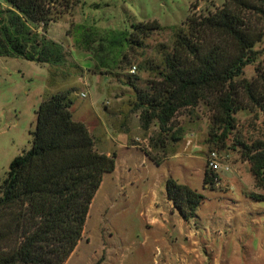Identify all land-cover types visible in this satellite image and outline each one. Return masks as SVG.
I'll list each match as a JSON object with an SVG mask.
<instances>
[{
  "label": "rangeland",
  "instance_id": "374dc122",
  "mask_svg": "<svg viewBox=\"0 0 264 264\" xmlns=\"http://www.w3.org/2000/svg\"><path fill=\"white\" fill-rule=\"evenodd\" d=\"M222 2L78 0L46 32L62 44L60 65L0 56V180L10 160L29 148L42 96L70 87L72 117L85 120L98 151L115 154V167L103 174L81 237L62 264H264V179H254L235 142V136L246 143L263 139L264 113L236 112L227 147L216 148L208 141L211 111L202 102L175 113L172 128L181 130L176 141L166 131L157 142L155 122L143 128L140 109L130 110L135 91L128 82L151 90L159 76L148 66L170 48L171 29L189 13L206 14ZM244 16L249 26L262 28L253 8ZM152 19L165 28L129 47L124 30ZM256 47L264 48V36ZM243 74L251 78L254 66H245ZM209 147L229 167L217 171L212 187L202 182ZM168 178L202 195L187 220L166 198Z\"/></svg>",
  "mask_w": 264,
  "mask_h": 264
},
{
  "label": "trees",
  "instance_id": "16d2710c",
  "mask_svg": "<svg viewBox=\"0 0 264 264\" xmlns=\"http://www.w3.org/2000/svg\"><path fill=\"white\" fill-rule=\"evenodd\" d=\"M249 1L223 0L206 14L189 13L171 29L170 48L162 45L159 61L148 66L159 76L151 82V90L139 91L128 82L135 91L130 110L140 109L143 128L155 122L157 142H162L166 131H171L172 140H179L181 130H173L172 118L199 102L211 111L208 141L216 148L227 147L236 112L257 109L264 113V48L256 47L264 36V0ZM77 2L1 0L0 56L60 65L62 44L46 32ZM196 6L192 4L190 10ZM250 8L258 13L262 28L247 23L244 11ZM164 28L155 19L139 21L124 35L129 47H140L152 30ZM247 65L254 66L251 78L243 74ZM49 83L54 84L52 78ZM71 90L42 96L29 148L10 160L0 180V264H62L81 237L103 174L115 167L114 152L98 151L86 123L72 117ZM235 142L254 179H264V138L246 143L235 136ZM218 180L217 173L204 170V184L212 187ZM164 188L184 220L195 215L200 193L172 178Z\"/></svg>",
  "mask_w": 264,
  "mask_h": 264
},
{
  "label": "built area",
  "instance_id": "2783aa9c",
  "mask_svg": "<svg viewBox=\"0 0 264 264\" xmlns=\"http://www.w3.org/2000/svg\"><path fill=\"white\" fill-rule=\"evenodd\" d=\"M135 72V65H131L128 69V73L133 74ZM80 96H85L84 92L79 93ZM206 168L217 173V171H227L229 167L221 164L218 160V152L216 150H209L205 158ZM218 182H216L217 184Z\"/></svg>",
  "mask_w": 264,
  "mask_h": 264
},
{
  "label": "crops",
  "instance_id": "0c3cea01",
  "mask_svg": "<svg viewBox=\"0 0 264 264\" xmlns=\"http://www.w3.org/2000/svg\"><path fill=\"white\" fill-rule=\"evenodd\" d=\"M0 4H2L3 5V3H0ZM95 116H97L98 117V115H95ZM83 122H85V120L83 121ZM99 123V122H98ZM100 152H103V151H100ZM104 153H109V152H104Z\"/></svg>",
  "mask_w": 264,
  "mask_h": 264
}]
</instances>
